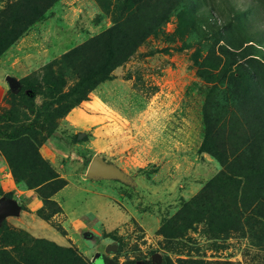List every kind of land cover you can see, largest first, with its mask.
<instances>
[{
  "label": "rangeland",
  "instance_id": "obj_1",
  "mask_svg": "<svg viewBox=\"0 0 264 264\" xmlns=\"http://www.w3.org/2000/svg\"><path fill=\"white\" fill-rule=\"evenodd\" d=\"M16 1L0 0V15L5 12L1 30L7 24L9 29L14 18L9 8ZM171 1L59 0L0 56V131L8 132L38 120V115L46 119L61 112L70 98L57 103L44 82H62V93L74 87L78 77L63 60L65 55L106 35L116 24L136 41L148 35L152 24L162 28L84 101L54 117L48 138L40 128L31 132L40 159H15L10 165L7 155L14 147L0 142V198L17 200L21 211L26 209L20 194L35 190L41 199L58 182L67 183L54 197L56 206L41 209L49 223L38 212V221L27 228L20 213L0 223V253L14 256L20 249L22 255L23 250L40 248L46 252L44 241L73 249L88 264H162L166 258L174 264H264L262 112L252 107L245 112L236 109L238 105L228 108L213 117L218 125L211 127L225 151L211 154L202 147L208 126L203 110L211 86L202 77L219 72L225 63L221 52L226 41L216 29L235 38V46L252 37L253 48L244 52L250 51L264 66V0H185L188 6L183 1L180 12L169 17ZM234 10L243 12L239 19ZM191 12L200 17L194 26L187 19ZM81 52L78 65L83 67L87 54ZM258 75L262 91L253 93L254 101H263L264 67ZM7 77L16 81L14 88ZM35 85L42 86L38 95L29 90ZM94 157L117 167L125 181L87 177ZM51 174L58 177L55 184L34 187L38 178ZM198 196H221L218 201L234 199L238 205L251 202L258 218L253 222L248 216L235 224L234 213L227 224L209 211L207 220L185 229L181 220L192 216L180 210ZM120 221L121 247L102 238ZM162 225V233L173 237L158 234ZM53 255L46 254L43 264L54 263Z\"/></svg>",
  "mask_w": 264,
  "mask_h": 264
},
{
  "label": "trees",
  "instance_id": "obj_2",
  "mask_svg": "<svg viewBox=\"0 0 264 264\" xmlns=\"http://www.w3.org/2000/svg\"><path fill=\"white\" fill-rule=\"evenodd\" d=\"M57 1L59 0H17L14 4H12L9 8V12L12 13L14 18L11 23H9V29L6 28L8 27V24L5 25L2 30L0 29V56H2L35 22L40 20L44 16L46 10ZM183 1L185 6H188L185 0H174L170 2V6H172L174 9L171 11L172 7H170L171 9L169 10V17L175 15L176 11L180 12V4L182 5ZM242 14L243 12L234 10L236 19H239ZM0 17L1 26L4 23L3 18L5 17V12L2 13ZM199 18L200 17L197 14L192 12L189 15L187 14V19L190 20L192 26H194L197 19ZM122 26L121 23L114 25L113 28L107 30L106 35L101 34L95 38H92L86 43L85 46L73 50L64 56L63 60H67L70 63V69L78 77L77 83L67 93H62L63 88L59 86L62 85V82L57 84H55V82H44V86L47 87L48 91L51 93V98L57 103L66 101L68 98H70L67 103L60 106V113H55L56 115L52 114L53 116H48L46 119L45 116H40L39 119L38 115V120L36 119L27 125H22L17 128H10V131L8 132L0 131V142H6L8 147H14H12V155L9 153L7 155L10 165L15 159H19L20 162H23L26 159L29 160L30 158L31 160L38 157L40 159V156L38 155V147H36L35 142L30 137L32 134L31 132L35 131L37 128H40L42 131H45V136L48 138L51 135V130H49L48 126L51 125L49 123L54 119V117L57 118L62 114H65L73 106L77 105L81 101H84L87 98L88 93L94 90L100 83L106 81L110 74L117 67L127 63L130 60L137 48L149 35L154 34L156 31L159 33L160 30H162L160 24H152V27L147 29L148 35L141 41H136L129 38L128 32L124 28H122L123 31L121 30ZM241 29L243 28L241 27ZM238 30L241 34L240 29ZM216 31L222 37H224V39H221V41H226L225 48L221 52L223 54L225 63L219 72L215 74L209 72L207 73L209 77H202L205 83L211 85L208 93V99L203 110L204 119L206 120L208 126L206 127L205 138L202 147L204 148V151L211 154H213L215 150H221L224 152L226 148L223 140L219 141L218 144L216 143V134L213 135L211 132V127L215 128L218 125L215 123L213 117L216 118L220 113L225 114L228 108L238 105L236 109L242 108L241 110L245 112L246 107L257 108L260 110L259 114L262 112L264 119V95H260V98L263 99V101H254L256 100V97L253 95V93H259L262 91V82L258 75V69L264 66L256 59L251 58L253 54H251L250 51L248 54L246 53V50L252 49L254 46V41L250 40L252 37H249V40L247 41L243 38L245 41L242 42V45L235 46V38H232L229 33H227L225 37L223 28H218ZM229 36L230 39H228ZM123 38H126L128 41L124 42ZM81 51H84L85 54H87L84 55L85 59L83 62V67L78 65L79 56L82 54ZM218 67L219 65H216L213 71H215ZM232 67H235L236 69L234 70ZM41 88L42 86L35 85V87H30L29 90L33 91L35 95H38L37 89ZM25 89L26 87H23L20 90V94ZM217 98H220V101H216ZM211 120H213L212 122L214 124L209 125ZM22 148H24L26 151H20ZM26 155L28 157H26ZM13 156L16 158L12 159ZM57 178L58 177L54 174L40 177L34 183V187H39L40 189L43 187V185H53L55 184V181H57ZM66 185V182L60 181L56 186L53 187L49 194L40 195L43 206L37 211L39 216L42 215L41 209H43L45 205L52 204L56 206L57 203L52 200V197L61 191ZM218 199H223V197L218 196L217 198H212V200H210L198 196L190 203L185 204L180 211L186 212V214L190 213V216H192H186L181 220L185 222V229H191L190 223H197L201 222L202 220H207L209 217H206L205 214H207L209 211L217 212L219 218L223 219L227 224L229 223L228 221L231 222L233 220L232 215L234 213L237 214L235 217V222H233L235 224H239L241 220H244L248 216L253 220V222L257 220L258 217L255 215L254 210L251 211L250 209L252 206L251 202L248 204L242 203L243 205H238L234 199L219 201ZM208 208H210V210H208ZM40 218L47 223L50 222V218L48 217L45 218V216H41ZM172 221L173 218L170 219L168 223H171ZM163 227L164 225L161 226L158 234L165 238L173 237L165 236L162 233V230L164 229ZM224 227L225 223L223 224V228ZM55 228L60 231L62 235H65V233L62 232L58 226H55ZM13 233L14 232L10 233V235ZM102 238L110 239L113 242H116L119 247H121L123 244V239L119 236L117 230L103 232ZM42 242L49 247L46 252L42 248H40V251L27 250L33 252V255L29 256L26 250H23V254L21 255V249L14 256L8 252H1L0 264H36L37 262L43 264L46 254L50 253H53V258L56 259L54 263L52 262V264H88V262H84V260H82V258H80L73 249L62 248L49 242ZM23 256H25L24 261L21 262V257ZM168 260L169 259L166 258L162 264H174ZM187 263L188 261H181L179 264Z\"/></svg>",
  "mask_w": 264,
  "mask_h": 264
},
{
  "label": "water",
  "instance_id": "obj_3",
  "mask_svg": "<svg viewBox=\"0 0 264 264\" xmlns=\"http://www.w3.org/2000/svg\"><path fill=\"white\" fill-rule=\"evenodd\" d=\"M10 88H14L16 81L10 77L6 78ZM87 177L91 179H117L125 181V175L117 168L102 162L99 158L94 157L87 168ZM21 211L20 203L12 198H0V223L8 217H16Z\"/></svg>",
  "mask_w": 264,
  "mask_h": 264
},
{
  "label": "crops",
  "instance_id": "obj_4",
  "mask_svg": "<svg viewBox=\"0 0 264 264\" xmlns=\"http://www.w3.org/2000/svg\"><path fill=\"white\" fill-rule=\"evenodd\" d=\"M2 91H3V88L0 87V94ZM35 192H36L35 190L34 191L30 190V191H26L24 194L19 195V196H22L20 200L22 202V205H24L23 206L24 209H26V210L21 211L20 215H19V218L23 219L21 224L24 228H27L28 224H31L35 221L36 222L38 221V219L35 218V214L43 206L42 200L40 199V197ZM55 195L52 197V200H54ZM121 224H123V221H120V222L112 225L109 228V230H112V229L117 230ZM71 226L73 227L72 224H71ZM74 230H77V229H74ZM106 232H108V231H106Z\"/></svg>",
  "mask_w": 264,
  "mask_h": 264
}]
</instances>
